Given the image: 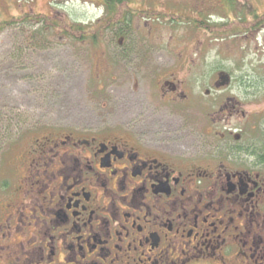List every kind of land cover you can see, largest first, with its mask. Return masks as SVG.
I'll return each mask as SVG.
<instances>
[{"label": "flooded vegetation", "instance_id": "1", "mask_svg": "<svg viewBox=\"0 0 264 264\" xmlns=\"http://www.w3.org/2000/svg\"><path fill=\"white\" fill-rule=\"evenodd\" d=\"M162 87L192 110L187 133L34 140L18 185L0 184V264H264V118L232 95L207 118L212 91Z\"/></svg>", "mask_w": 264, "mask_h": 264}, {"label": "rangeland", "instance_id": "2", "mask_svg": "<svg viewBox=\"0 0 264 264\" xmlns=\"http://www.w3.org/2000/svg\"><path fill=\"white\" fill-rule=\"evenodd\" d=\"M128 6L117 24L104 0H0V20L41 14L96 32L83 41L61 28L35 33L39 26L31 23L0 32V112L21 113L0 137V184L18 185L34 140L51 133L103 128L142 137L161 128L174 136L178 123L187 133L191 109L181 105L177 112L180 99L163 97L165 79L179 93L191 95L196 85L212 91L207 118L231 95L245 103L246 116L264 118V22H253L264 15V0H129ZM198 22L231 26L212 31ZM219 73L233 86L221 93L213 87ZM248 94L256 99L241 98Z\"/></svg>", "mask_w": 264, "mask_h": 264}, {"label": "trees", "instance_id": "3", "mask_svg": "<svg viewBox=\"0 0 264 264\" xmlns=\"http://www.w3.org/2000/svg\"><path fill=\"white\" fill-rule=\"evenodd\" d=\"M129 0H104V6H105V13L111 14L112 17L117 18L116 23L122 22L126 15L130 13L132 10L128 6ZM129 7V8H128ZM130 9V11H128ZM257 16V15H256ZM253 22H255V25L263 23L264 22V15L258 17V19H255ZM31 23L32 25L39 26V29L34 30L35 33H38L40 31H44L48 28H61L65 35H70L74 37L76 40H84L86 37V32L91 33V37H95L96 32H91L89 30H85V27L80 25H67V24H58L50 19V17L41 15V14H23L21 16H13L6 20H0V32L7 28L19 26V25H26ZM239 24H244L241 20L239 21ZM198 25H203L206 28L214 31H222L226 30L231 26L229 23H221V24H205L202 22H198ZM40 34V33H39ZM38 35V34H37ZM46 39V38H45ZM9 116H7V113L0 112V137L3 136V133L5 132V136L9 135V130L11 129V123L12 122H19L21 118V113H16V115H12L13 112H10ZM6 121V123H5Z\"/></svg>", "mask_w": 264, "mask_h": 264}, {"label": "water", "instance_id": "4", "mask_svg": "<svg viewBox=\"0 0 264 264\" xmlns=\"http://www.w3.org/2000/svg\"><path fill=\"white\" fill-rule=\"evenodd\" d=\"M228 82V75L227 74H223L220 76V85H224Z\"/></svg>", "mask_w": 264, "mask_h": 264}]
</instances>
